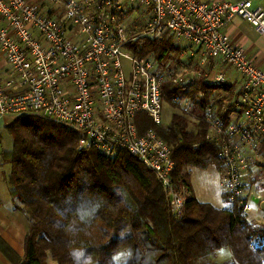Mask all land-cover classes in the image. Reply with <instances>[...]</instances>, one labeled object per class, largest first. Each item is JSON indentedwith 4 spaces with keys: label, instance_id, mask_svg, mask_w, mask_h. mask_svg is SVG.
<instances>
[{
    "label": "built area",
    "instance_id": "2783aa9c",
    "mask_svg": "<svg viewBox=\"0 0 264 264\" xmlns=\"http://www.w3.org/2000/svg\"><path fill=\"white\" fill-rule=\"evenodd\" d=\"M235 16L264 35V8L252 0H0V114L39 112L79 129L80 149L127 151L155 173L171 211L180 215L189 190L174 179L172 147L156 130L141 131L137 117L143 112L160 124L163 79L173 74L175 82L193 83L192 63L169 69L153 56H137L130 44L172 35L200 47L203 61L235 67L244 77L240 104L250 123L239 133L243 144L259 148L264 67L226 31ZM226 79L218 71L209 81L223 85ZM228 127L214 120L218 134L207 137L218 143L224 189L237 195L250 158L232 140L237 126ZM250 203L244 202L245 212Z\"/></svg>",
    "mask_w": 264,
    "mask_h": 264
},
{
    "label": "trees",
    "instance_id": "16d2710c",
    "mask_svg": "<svg viewBox=\"0 0 264 264\" xmlns=\"http://www.w3.org/2000/svg\"><path fill=\"white\" fill-rule=\"evenodd\" d=\"M130 48L169 69L167 62L179 56L172 35L141 37ZM207 81L202 74L184 85L167 75L163 101L178 108L170 122L155 124L143 112L137 117L141 131L156 130L172 147L174 179L189 190L180 215L155 173L127 151L80 149L81 131L72 125L39 112L15 114L6 124L12 146L1 150L0 163L9 164L3 179L26 221L24 253L2 235L0 250L13 264H48L49 257L56 264H264V223L243 210L244 190L258 176L237 195L224 189L221 206L199 200L190 181L192 166L222 167L205 117L212 96L227 87ZM186 98L188 112L180 108ZM225 248L231 257L218 260Z\"/></svg>",
    "mask_w": 264,
    "mask_h": 264
},
{
    "label": "crops",
    "instance_id": "0c3cea01",
    "mask_svg": "<svg viewBox=\"0 0 264 264\" xmlns=\"http://www.w3.org/2000/svg\"><path fill=\"white\" fill-rule=\"evenodd\" d=\"M252 3L255 6L264 8V0H252ZM226 31L234 42L245 47L251 59L264 67V35L262 33H260L249 21L240 16H235L227 24ZM173 43L178 47L179 56L177 57L178 60H173L171 58L169 60V66L172 69H177L178 66L180 67L181 64L189 60L192 64L188 65L190 69L188 68L187 75L193 78V83L202 76V74L206 76L208 81L209 78L218 71H223L226 74V91H223L221 87V91L212 96L210 103L206 105L207 114L205 121L208 123V128L205 135L207 137L209 133H214V135L217 136V131H212V121L217 119L221 121V124L223 127H226V129L229 128L228 126H237L238 130H236V133L232 136V140L237 144H241L250 158V174L244 177L242 185L246 183L250 177L252 178L254 175L258 176V178H253V182L244 190V194L248 195L251 201V208L246 213L250 219L264 223V134L259 139V148H256L253 142H246L243 144V136L241 137L239 133V131L242 132L243 129L250 127V123L245 117L243 106L240 104L244 77L235 67L226 63H219L213 59L203 61L201 48L185 39L173 37ZM4 63L6 62L3 59L1 64L7 68ZM200 93L203 94V92ZM186 99H184L183 105L180 108L188 112L190 104L185 103ZM170 107L173 109V115L178 108L172 105H170ZM8 115L11 114H0V152L3 148L9 149L12 146V136L6 128V124L11 120ZM11 116L14 117V115ZM191 125L193 126V122ZM4 164L0 163V235H2L20 255H23L26 221L20 211L13 209L12 198L8 192L7 184L3 179L4 172L8 171L9 168L4 169ZM209 167L210 166L207 168ZM211 167L218 171L219 179L222 184L220 189H222L221 169H216L215 166ZM260 167H262L263 170H260L261 172L258 173ZM242 185L241 190L243 187ZM222 191L224 190H221V195ZM0 264H13L1 250Z\"/></svg>",
    "mask_w": 264,
    "mask_h": 264
},
{
    "label": "rangeland",
    "instance_id": "374dc122",
    "mask_svg": "<svg viewBox=\"0 0 264 264\" xmlns=\"http://www.w3.org/2000/svg\"><path fill=\"white\" fill-rule=\"evenodd\" d=\"M167 63L169 64V61ZM172 111L173 109L170 107V105L164 102L160 124L166 125L170 122ZM11 115H8V117L12 119L13 116ZM3 167L4 169H8L9 164H4ZM190 180L195 195L199 200L209 201L219 206L222 205L221 190H224V188L222 187V189H220L222 184L219 179L218 171H216L213 167L210 166L209 168H195L192 166ZM231 255V251L225 248L217 253L216 258L218 260H223L231 257ZM48 264H56V261L49 257Z\"/></svg>",
    "mask_w": 264,
    "mask_h": 264
},
{
    "label": "bare ground",
    "instance_id": "6f19581e",
    "mask_svg": "<svg viewBox=\"0 0 264 264\" xmlns=\"http://www.w3.org/2000/svg\"><path fill=\"white\" fill-rule=\"evenodd\" d=\"M150 55H151V54H150ZM150 55H149V56H150ZM169 80H170V79H169ZM164 81H165V80H164ZM207 82H208V81H207Z\"/></svg>",
    "mask_w": 264,
    "mask_h": 264
}]
</instances>
